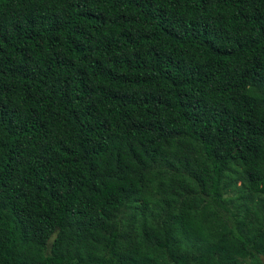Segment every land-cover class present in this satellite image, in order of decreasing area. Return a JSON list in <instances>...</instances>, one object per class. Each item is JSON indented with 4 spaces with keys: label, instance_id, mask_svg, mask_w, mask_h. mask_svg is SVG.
<instances>
[{
    "label": "trees",
    "instance_id": "trees-1",
    "mask_svg": "<svg viewBox=\"0 0 264 264\" xmlns=\"http://www.w3.org/2000/svg\"><path fill=\"white\" fill-rule=\"evenodd\" d=\"M0 264H264V0H0Z\"/></svg>",
    "mask_w": 264,
    "mask_h": 264
}]
</instances>
